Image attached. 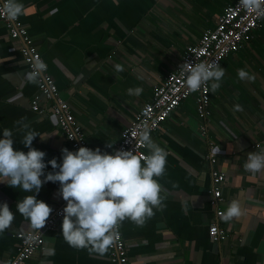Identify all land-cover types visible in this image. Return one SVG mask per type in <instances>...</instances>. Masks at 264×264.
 Here are the masks:
<instances>
[{"label":"crops","instance_id":"0c3cea01","mask_svg":"<svg viewBox=\"0 0 264 264\" xmlns=\"http://www.w3.org/2000/svg\"><path fill=\"white\" fill-rule=\"evenodd\" d=\"M235 1L21 0L20 19L83 125L90 148L110 153L108 143L120 140L135 113L179 66L187 46L197 44L205 29L215 28L225 7ZM116 64L123 70L116 72ZM221 66L225 75L221 87L211 91L210 117L201 118L189 97L154 133L153 140L168 151L165 173L157 178L163 207L154 209L143 226L130 219L120 223L131 264H264V173L252 174L244 167L251 153L264 151V18ZM241 68L254 79L241 80ZM27 73L19 43L0 19V131L10 128L14 148L25 152L24 131L16 124L21 117L40 135L53 132L46 139L37 136L32 146L46 152L45 160L55 157L59 162L62 148H74L48 115L32 110L38 85L28 81ZM137 86L142 93L129 95L127 89ZM203 124L215 149L220 148L217 166L226 174L221 208L225 213L237 201L242 209L238 218L220 219L227 231L220 243L209 232L215 208ZM51 170L49 165L45 172ZM58 189V182H47L37 198L50 206L63 203ZM32 194L34 190L0 183V202H7L15 215L0 233V264H9L18 252L17 232L38 229L16 207ZM61 223L44 232L43 251L27 264H113L110 248L101 254L71 247ZM48 249L54 254H47Z\"/></svg>","mask_w":264,"mask_h":264},{"label":"clouds","instance_id":"9594fccd","mask_svg":"<svg viewBox=\"0 0 264 264\" xmlns=\"http://www.w3.org/2000/svg\"><path fill=\"white\" fill-rule=\"evenodd\" d=\"M242 2L250 8L260 6V0ZM3 8L9 19H16L23 13L24 5L21 0H6ZM183 65L184 83L191 91L200 90L205 83L209 84L212 92L221 87L225 68L218 63ZM45 69L46 64L36 60L33 70L27 73L28 81L37 82ZM115 70L120 72L123 68L116 64ZM237 74L241 80L254 79V75L244 68L239 69ZM142 91L143 88L139 86L127 89L129 95L136 96ZM234 108L242 110L239 104ZM16 124L24 131L21 143L28 150L25 152L14 148L15 139L10 128L0 131V178H3L0 183H7L14 189L19 187L25 192L34 190V194L18 201L16 207L38 229L52 212L47 202L37 198L42 185L47 182H58L59 195L66 201L62 210L63 238L71 247L88 249L90 252L105 253L114 243L117 225L125 219L143 226L155 214L154 209L163 207L164 197L157 178L165 173L168 151L151 138L148 129L140 133L149 150L143 160L132 150L119 149L109 153L99 147L80 146L75 150L62 148L58 162L55 157L45 160L46 152L32 146L34 138L39 136L46 139L53 132L38 134L25 122L24 117ZM219 150L218 147L213 151L217 153ZM49 165L52 170L45 172ZM244 167L252 174L264 173V151L251 153ZM241 214L239 202L233 201L223 219L231 221ZM14 218L7 202H0V233L13 224ZM47 254L53 255L54 249H48Z\"/></svg>","mask_w":264,"mask_h":264},{"label":"built area","instance_id":"2783aa9c","mask_svg":"<svg viewBox=\"0 0 264 264\" xmlns=\"http://www.w3.org/2000/svg\"><path fill=\"white\" fill-rule=\"evenodd\" d=\"M6 0H0V19L6 25L12 39L18 41L20 51L24 57L28 72L34 68V62L40 60L46 64V69L40 74L37 85L38 92L31 99V108L34 112L48 115L54 124L66 135L72 147H90L83 125L75 116L69 101L63 96L55 78L50 73L48 64L40 52L35 40L23 24L20 15L16 19H9L3 8ZM264 18V0H260L258 8L246 7L242 0L228 4L218 23L213 29H205L199 42L189 45L184 51L179 66L167 73L160 86L155 90L152 98L147 101L134 115L131 123L122 131L119 141L107 145L110 151L132 150L142 160L148 154L140 133L148 129L151 138L167 118L181 103L194 97L198 115L208 119L211 114V90L205 83L200 90L191 91L184 83L185 75L182 74L184 63L195 65L201 62H216L221 65L223 58L238 52L246 43L254 30L257 29ZM202 131L206 140V160L211 165V188L209 195L215 208V220L209 227L210 237L213 241L222 242L227 237V231L220 224L224 215L221 203L224 201L223 188L226 174L218 168V156L213 150L215 142L209 137L205 124ZM78 136L79 138H77ZM73 136V137H72ZM260 145V143H257ZM110 152V153H111ZM66 201L51 205L52 212L46 223L36 230L19 231L16 233L20 241V248L9 264H27L34 255L43 251L45 247L44 232L55 229L63 218V208ZM110 259L113 264H131L129 246L123 235L120 223L116 228V237L112 246Z\"/></svg>","mask_w":264,"mask_h":264}]
</instances>
